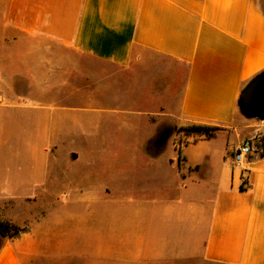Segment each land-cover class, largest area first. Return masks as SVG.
<instances>
[{
	"label": "crops",
	"instance_id": "1",
	"mask_svg": "<svg viewBox=\"0 0 264 264\" xmlns=\"http://www.w3.org/2000/svg\"><path fill=\"white\" fill-rule=\"evenodd\" d=\"M262 2L0 0V206L29 227L0 237V264H264V120L238 104L264 70ZM79 55L166 59L177 105L146 111L134 92L133 109L116 107L109 69L78 86ZM149 115L151 131L131 122ZM191 124L218 129L181 130ZM247 137L255 151L236 164ZM111 141L128 149L109 155Z\"/></svg>",
	"mask_w": 264,
	"mask_h": 264
},
{
	"label": "rangeland",
	"instance_id": "2",
	"mask_svg": "<svg viewBox=\"0 0 264 264\" xmlns=\"http://www.w3.org/2000/svg\"><path fill=\"white\" fill-rule=\"evenodd\" d=\"M264 3V2H262ZM79 61L81 63V67L75 72V81L77 82L78 86H82L91 82L90 78L85 79L83 76L84 70H88L93 72V81L94 87L97 85V82L101 83V78H98V72L101 74V70L105 72L106 69H109V86H110V96H111V103L116 104L119 99L118 96L124 98L125 103L122 102L123 99L120 100V106L116 107H123V104L126 108L135 107V99H134V92L140 94V97L136 99L138 107H141L143 110L146 111H159L161 110H168L171 107H175L178 102V96L182 86V77L180 76V68H178V74L174 76L173 72L170 67H173L169 61L164 58H155L153 62L147 63L143 67L135 68L132 65L125 68H118L113 65L103 66L100 62L96 61L95 59L85 56L79 55ZM82 69V71H81ZM182 71V70H181ZM99 74V75H100ZM154 117V115H149ZM257 119V118H254ZM117 117H111L109 120L111 132L116 128L117 124ZM260 120V119H258ZM124 121V120H123ZM119 120V122H123ZM161 120L155 119L153 121H148L146 116H141V118H137L136 116L133 118V123H140L142 128H147L148 131L153 129V126L156 122L160 123ZM149 124L153 126L150 127ZM155 133V132H154ZM168 133L160 128L157 129L156 134L159 135L158 139L161 138V135ZM147 139L145 146L141 148L142 154L150 155L151 153H155L156 148L152 147L150 144L151 140L154 139L152 137ZM260 146L264 142V135L260 138ZM165 140V139H164ZM161 140V141H164ZM179 141H182L181 134L178 137ZM128 149L127 148H120L116 142L111 141L109 148H107V153L109 155H118L120 154V150ZM140 149V148H139ZM160 150V148H158ZM3 215V207L0 206V220L2 219ZM1 237V236H0ZM37 264H57L53 261H39ZM172 264H195L191 261L189 262H175ZM209 264V263H207Z\"/></svg>",
	"mask_w": 264,
	"mask_h": 264
},
{
	"label": "water",
	"instance_id": "3",
	"mask_svg": "<svg viewBox=\"0 0 264 264\" xmlns=\"http://www.w3.org/2000/svg\"><path fill=\"white\" fill-rule=\"evenodd\" d=\"M238 104L245 117L264 120V70L245 85Z\"/></svg>",
	"mask_w": 264,
	"mask_h": 264
},
{
	"label": "trees",
	"instance_id": "4",
	"mask_svg": "<svg viewBox=\"0 0 264 264\" xmlns=\"http://www.w3.org/2000/svg\"><path fill=\"white\" fill-rule=\"evenodd\" d=\"M260 9L264 13V5L260 4ZM217 129V127L206 124H191L181 128L187 134L204 135L207 137L213 135ZM261 153H264V142L261 145ZM28 230L29 227L26 225L20 226L9 220H0V236L3 238H15Z\"/></svg>",
	"mask_w": 264,
	"mask_h": 264
},
{
	"label": "built area",
	"instance_id": "5",
	"mask_svg": "<svg viewBox=\"0 0 264 264\" xmlns=\"http://www.w3.org/2000/svg\"><path fill=\"white\" fill-rule=\"evenodd\" d=\"M254 137H247L245 138L236 150L232 154L233 162L236 164L241 163L245 160L248 156H250L254 151Z\"/></svg>",
	"mask_w": 264,
	"mask_h": 264
}]
</instances>
